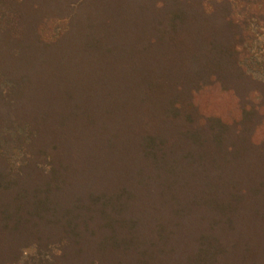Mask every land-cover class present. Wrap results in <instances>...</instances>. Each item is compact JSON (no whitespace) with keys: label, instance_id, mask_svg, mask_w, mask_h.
<instances>
[{"label":"trees","instance_id":"16d2710c","mask_svg":"<svg viewBox=\"0 0 264 264\" xmlns=\"http://www.w3.org/2000/svg\"><path fill=\"white\" fill-rule=\"evenodd\" d=\"M112 1L122 5V0ZM84 2L75 1L73 6ZM160 2H154L155 10L162 9ZM29 4V0H0V45L6 49L0 52L3 55L0 99H6L11 107L19 110L18 115L23 111L28 116H22L23 126H18L21 134L18 130L13 133L14 120L0 116L2 143L7 145L13 141L20 148L26 146L29 139L41 138L53 150L71 159L83 151L91 152V146L97 156L111 152L121 155L123 175L127 173L133 178H124V192L133 200L137 195L142 198L130 220L136 230L126 242L127 248L130 244L137 245L136 264H264V207H250V211L243 208V214L239 215L234 205L224 204L221 199H211L216 204L200 205L198 200L202 195L207 193L209 198H217L219 190L195 187V180L205 183L208 178L194 173H189L188 178L182 172L185 166L174 154L176 147L187 146L189 143L185 141L193 142V136L198 135L193 132L194 125L202 128L211 121L209 112L202 113L195 104L198 95L228 89L230 93L235 92L222 79L220 71L215 70L212 54L215 48L207 51L197 48L200 39L197 29L187 33L181 32L182 29L163 28L156 32L155 37L159 39L155 38L153 43L170 39L172 47L160 53L165 77L143 76L139 52L141 57L148 58L153 48H146L143 43L130 46L127 39L133 32L112 28L113 22L102 20L109 25L86 29L77 47L71 49L62 43L68 37L67 32L49 35L51 25L58 21L69 23L70 18L38 16L37 28L31 32L32 15L26 13ZM136 6L132 4L112 17L115 22L135 29V38L143 40L149 35L143 32L142 26L148 14L144 13L142 5ZM38 7L39 3L32 4V9ZM245 9L262 17L264 0H246ZM180 13L177 9L172 15L176 17ZM166 21L170 25L178 23L170 16ZM230 21L236 25L240 20L231 17ZM119 37L122 39L117 42ZM214 38L216 33L207 36L206 43H214ZM8 45H15L16 50H9ZM39 45L45 49L42 65L36 63L33 51L31 60L25 58L24 52L28 47ZM40 47L35 49L40 50ZM237 52V47L232 46V54ZM10 59L15 64L7 67ZM194 65L197 67L192 69ZM260 95L263 93L258 87L248 90L243 104L232 111L234 118L242 121L244 116L255 114L264 122V102H258L257 98ZM180 111L186 113L184 126L177 123ZM223 162L212 160V164L220 168ZM7 165L9 170L0 174V194L18 184L15 169L10 163ZM214 174L215 179L226 183L224 171ZM210 181L215 180L210 178ZM169 192L175 197L184 194L191 200L190 215L180 212L176 220H166L161 202L165 204ZM24 195L18 196V203L25 201L26 192ZM11 202L13 200H6L5 207L10 209ZM25 207L26 202L24 211H20L21 220L27 211ZM2 215L9 220L8 213ZM157 215L160 220H143ZM127 257V264H135ZM112 261L121 264L124 259L113 255Z\"/></svg>","mask_w":264,"mask_h":264},{"label":"rangeland","instance_id":"374dc122","mask_svg":"<svg viewBox=\"0 0 264 264\" xmlns=\"http://www.w3.org/2000/svg\"><path fill=\"white\" fill-rule=\"evenodd\" d=\"M29 1L26 13L32 15L31 32L37 28L38 16H60L59 20L70 18L69 23L57 20L51 25L49 32L52 33L49 35L67 32L68 37L62 43L71 49L77 47L83 32L92 29L91 26L96 29L113 22L112 28L133 32L127 39L130 44L124 40L126 44L133 46L143 43L144 47L153 48L148 58L141 57L139 52L143 76L165 77L160 53L172 45L169 38L162 43H153L156 32L163 31V28L169 31L173 28L182 29L181 32L187 33L197 29L200 34L197 48L206 51L215 48L212 52L215 70L220 71L222 79L235 92L230 93L228 89L198 95L195 104L202 113L209 112L211 121L202 128L194 125L193 132H198V135L193 136L194 143L185 141L189 144L176 147L174 154L185 166L182 172L187 177L189 173H194L201 178H208L209 181L205 183L193 179L195 187L219 190L217 198H209L207 193L202 195L203 198L198 200L200 205L216 204L211 199H221L224 204L234 205L239 215L243 214V208L250 211L251 208L264 207V122L255 114L244 116L242 121H238L232 113L238 105L243 104L246 92L252 91L253 87H258L264 96V16L252 15L247 11L246 0H161L162 9L157 10L154 9L156 0H122V5L114 4L112 0H85L84 4L76 7L73 4L78 0ZM35 3H39L36 10L32 9ZM132 4L142 5L144 13L148 14L147 20L150 21L146 20L142 25L143 32L149 33L146 39L135 38V29L115 22L112 17ZM177 9L181 13L175 17L172 13ZM169 16L177 21L180 19L179 24H168L166 20ZM231 17L240 21L234 25L230 21ZM102 20L110 22L105 24ZM213 33H216L215 42L206 43V37ZM121 39L119 37L116 40L118 42ZM3 46L0 45V52L6 51ZM40 46L25 49V58L31 60L33 51L36 63L42 65L45 49ZM232 46L237 47L236 55L232 54ZM7 47L16 50L15 45ZM38 47L40 50L35 49ZM1 59L2 54L0 63ZM11 63L15 64L12 59L8 60L7 67ZM196 67L194 65L191 68ZM16 68L20 74L18 66ZM263 96H257L258 102H264ZM16 111L19 110L11 107L6 99H0V116L15 121L13 133L19 131L18 126H23L20 123L25 120L22 116L28 117L27 113L21 111L18 115ZM180 112L177 123L184 126L187 124L184 121L186 113ZM13 133L11 140L15 138ZM14 143H2L0 132V174L9 170L7 163H10L15 175L19 176L17 186L0 194V264H113V255L123 257L121 264H127V256L136 264L137 245L130 244L127 248L126 242L136 230L130 220L142 198L137 195L133 200L124 192V178H133L127 173L123 175L121 155L111 152L97 156L91 146L92 153L83 151L71 159L53 150L41 138L37 141L29 139L27 145L20 148ZM212 160L228 162H223L220 168L214 166ZM219 171L225 172L226 183L215 179L214 173ZM210 178L215 181H210ZM24 192L27 198L18 203V196L24 195ZM182 195L175 197L169 192L165 204L161 202L162 210L166 211V220H176L180 212L190 215L191 200ZM6 200H13L10 209L5 207ZM25 202L28 215L23 213L21 220L20 211H24ZM127 205L131 206L129 210ZM191 207L193 209L195 206ZM3 212L8 213L9 220L4 219ZM143 220H160V216L145 217Z\"/></svg>","mask_w":264,"mask_h":264}]
</instances>
